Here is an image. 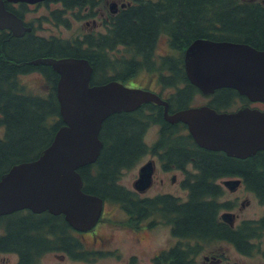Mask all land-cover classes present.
I'll use <instances>...</instances> for the list:
<instances>
[{"label":"trees","instance_id":"1","mask_svg":"<svg viewBox=\"0 0 264 264\" xmlns=\"http://www.w3.org/2000/svg\"><path fill=\"white\" fill-rule=\"evenodd\" d=\"M69 1L84 3V0ZM161 35H166L171 51L160 56L155 81L160 90H172L167 98L169 109L177 110L193 105L194 96L201 93L185 72L186 46L199 37L219 40L244 37L264 48V9L239 5L238 0H131L114 14L107 31L86 36L85 50H80L79 39L45 38L32 30L16 36L6 29L0 30V176L14 163L35 158L63 123L56 97L58 73L49 64L33 63L32 59L85 56L94 68L91 83L112 79L125 82L139 68L154 70L155 46ZM32 71L40 73L45 84L43 93L22 80L23 74ZM235 99L247 102L236 89L219 87L211 93L207 104L223 109ZM153 124L159 125L158 137L148 144L144 135ZM99 136L102 147L97 159L78 168L82 188L101 196L105 202L118 203L130 216L156 212L170 218L176 233L196 239L211 238L217 236L220 225L217 217L222 207L218 200L220 177H242L264 201V150L240 158L199 146L185 123L165 120L162 107L153 102L109 114ZM148 151L165 152L162 157L165 167L192 163L194 170L183 181L190 189L189 201H179L170 195L140 200L133 190L118 182L120 172L135 165ZM0 226L4 228L0 249L17 248L24 255L25 251L38 253L44 249L43 238L49 232L51 236L64 234L65 248L72 245L76 249L65 250L73 258L88 260L96 255V251L81 250L72 234L75 230L63 214L15 210L0 215ZM164 256L170 257V264H187V257L188 264H192L189 255L180 250Z\"/></svg>","mask_w":264,"mask_h":264},{"label":"water","instance_id":"2","mask_svg":"<svg viewBox=\"0 0 264 264\" xmlns=\"http://www.w3.org/2000/svg\"><path fill=\"white\" fill-rule=\"evenodd\" d=\"M35 2L37 0H9ZM115 4V2H114ZM0 28L14 35L27 26L0 0ZM33 63L49 64L59 74L56 97L63 123L50 143L29 160L11 165L0 176V215L28 208L64 215L77 230L92 227L103 209V198L82 188L78 168L96 160L102 147L99 136L104 119L113 112L130 111L144 102L163 106L164 118L187 125L195 142L227 155L246 157L264 150V111L242 105L233 111H218L207 104L168 111V101L155 91L129 86L117 79L90 84L92 66L84 57L44 56ZM185 72L202 93L232 87L250 101L264 102V49L229 40L196 38L184 50ZM153 164L139 167L133 181L136 190L151 182ZM238 178L224 179L229 187Z\"/></svg>","mask_w":264,"mask_h":264},{"label":"flooded vegetation","instance_id":"3","mask_svg":"<svg viewBox=\"0 0 264 264\" xmlns=\"http://www.w3.org/2000/svg\"><path fill=\"white\" fill-rule=\"evenodd\" d=\"M115 2V4H114ZM131 0H84V3L81 1L77 4H73V2L69 0H37L35 2H27V1H9L4 0L5 7L7 9L12 10L15 12L19 17L23 19L24 25L28 27L24 31H35L38 28V25H42L43 21H46L50 24L55 26H60L61 23L65 25H69L71 23V18L75 20H81L85 25H89L90 29L88 31H80L79 33L75 34L72 39L74 41L76 39L80 40V50H85L88 47V42L86 40L87 35H94L99 32L107 31L113 22V16L115 13L119 12L121 8L129 5ZM239 5H250L252 7H259L264 9V0H238ZM41 8L44 7L47 12L39 14L38 16L34 17L37 21L28 20L26 19V13L31 8ZM100 26V27H97ZM8 30V28H3ZM0 30H2L0 28ZM9 31V30H8ZM33 31V32H34ZM36 32V31H35ZM34 32V33H35ZM23 33V34H24ZM21 34V35H23ZM37 34V33H36ZM16 35V36H21ZM40 36H45L39 34ZM47 36H45L46 38ZM69 40V39H68ZM221 40H229L234 42H242L247 43L253 47L258 48L255 46L254 43L247 40V38L241 37L239 39H221ZM264 49V48H258ZM79 53V51H78ZM62 56H69V55H62ZM56 56V57H62ZM160 56L158 57L154 51V70L151 71L146 67L139 68L143 69L146 72L145 78L154 80L156 79L157 72L160 68ZM55 57V56H54ZM74 57H84L85 56H74ZM87 59V58H86ZM89 61V60H88ZM90 65L92 66L91 62L89 61ZM136 70L134 74L138 71ZM94 68L92 66V73ZM108 72V71H107ZM139 72V71H138ZM137 72V73H138ZM150 73V74H149ZM108 74V73H107ZM106 74V75H107ZM133 74V76H134ZM153 76H152V75ZM95 84V83H90ZM157 86V85H156ZM142 87L149 88L156 93H158L163 99L168 98V94L172 91L171 89L165 88L160 90V87L157 86L155 88L151 87L150 85H144ZM201 92V91H200ZM214 92V91H213ZM211 92V93H213ZM211 93L204 94L210 98ZM208 98V99H209ZM168 101V100H167ZM208 101V100H207ZM205 103L201 104H207ZM243 103L240 99H235V102L229 107H225L223 109H216L218 111H233L238 109L242 105H249L251 107H256L260 110L264 111V102L260 100L249 101ZM157 104V103H156ZM169 104V101H168ZM160 105V104H157ZM200 105V104H196ZM209 105V104H207ZM162 107V114H163V106ZM195 106V104L190 105ZM210 106V105H209ZM168 106V111L173 112L175 110H170ZM164 118V115H163ZM165 119V118H164ZM166 120V119H165ZM158 126V124H154ZM158 137V133H157ZM157 139V138H156ZM155 139V140H156ZM154 140V141H155ZM154 141L147 142L148 144H152ZM165 156V152L162 151H148L142 157H145V162L151 161L153 164V172L151 176L150 184L144 188L143 190L137 191L133 190L139 197L140 200H151L154 199L158 195H170L172 197H176L179 201H189L190 196V189L186 186L183 181L188 177V172H193V165L192 163H188L185 167H172L163 165L162 157ZM142 163V164H144ZM190 168L192 170H190ZM171 172V176L169 177V182H166V175ZM180 174V178H177V175ZM227 178H239L240 182L232 187H229L223 183L224 179ZM157 180L155 187L158 188L155 191H150L153 184ZM217 182L220 185V194L218 195L219 203L222 204L217 217L219 222L218 232L216 233V237L211 238H202L196 239L194 236L186 235L184 236L183 233L174 232V225L168 216H161L162 214L159 213H150V214H143L140 216H130L125 210L126 218H125V226L129 229L132 233L131 238L135 239L137 242L141 240H149L148 234L150 230H154L155 227L161 224H165L168 226L169 231V242L168 244L160 242V236H154L151 234L150 237H154L157 242V246H153L151 250H156L154 254L151 256V264H170V257L164 256V254H169V252L173 250H180L182 253L186 255H192L194 250H210L209 252L203 254L204 255V262L202 264H264V201L260 199L259 194L253 187L248 186L244 183L242 177L238 176H224L220 177ZM176 185L179 186L178 188L184 190L183 193H174L169 190H165L164 188L168 185ZM252 203L257 204V208H260V214L254 216H248L244 213L246 209L252 207ZM26 210V209H21ZM103 213L98 221L89 229L78 231L77 232H85L90 233L92 236V245L93 247L83 249V243L78 237V235H74L79 243L82 246L81 250H93L96 252H100L98 250H113L112 248H107L106 245L111 241V234H103L98 229L97 226L102 221ZM174 222V221H173ZM4 231V228L0 226V234ZM74 231V232H75ZM85 233H81V235H85ZM159 230L155 232L157 235ZM84 237V236H83ZM42 246L44 247L43 250L37 247V251L40 250L38 253H33L32 251H25V255L17 248L11 249H0V253L12 255L13 260L8 264H37L38 260L45 254H51L52 256L63 257V256H70L68 252L65 250H76L72 249V245L68 248H65L64 244V234L59 233L58 235L54 236L48 232L44 235ZM165 240V239H164ZM163 244V245H162ZM204 244H216L214 247H204ZM216 250V251H215ZM235 251L239 258L231 259L229 251ZM36 252V251H35ZM190 252V253H189ZM71 257V256H70ZM250 259L247 261V259ZM76 259V258H75ZM186 263L188 264V257L185 259ZM184 260V261H185ZM192 264L194 263L193 259ZM5 261H7L5 255ZM172 262V261H171ZM120 264V263H117ZM126 264V263H123Z\"/></svg>","mask_w":264,"mask_h":264},{"label":"rangeland","instance_id":"4","mask_svg":"<svg viewBox=\"0 0 264 264\" xmlns=\"http://www.w3.org/2000/svg\"><path fill=\"white\" fill-rule=\"evenodd\" d=\"M46 12L47 10L44 7L41 8L31 7L26 13V19L37 21L36 19L33 18L42 13L46 14ZM42 25L43 27L41 25H38V28L35 30L36 32L34 30L33 31L37 34L39 33L47 36L46 38H57V39L70 40L73 38L75 34L79 33L80 31H88L90 29L89 25H85L81 20H75L73 18H71V23L69 25H65L61 23V25L57 27L46 21H43ZM121 49L122 48H120L119 50ZM169 51H171V48L170 45L168 44L167 37L166 35H161L158 38V41L155 46V54L158 57L159 55H163ZM113 52L111 53L112 55L114 54ZM138 71H137L138 73L136 72V74H134V76L131 77V80H126L124 83L129 86L150 85L153 88L158 86L156 84L155 79L151 80L145 78L146 72L143 71V69H140ZM21 77L22 80H24L27 83V85L32 87L35 91L37 92L39 91L42 93L44 92L45 84L43 79L41 78L40 73L32 71L23 74ZM208 98H209L208 96L202 93H197L194 96L193 104L196 105V104L205 103L208 100ZM157 133H158V126L153 124L147 128L144 138L147 142L154 141L157 138ZM144 161H145V157H141L135 165L123 169L119 174L118 182L127 188L133 189L132 183L137 177L138 167L142 163H144ZM190 170L192 169L190 168ZM170 176H171V172H169L166 175V182H169ZM177 178H180V174L177 175ZM156 183H158L157 180L153 184L150 191H155L158 189L155 187ZM176 184L177 183H175V185L173 186L168 185L164 189L165 190L167 189L174 193H183L182 191L184 190H182L181 188L179 189L178 188L179 186H177ZM251 206L252 207L244 211L245 214H247L248 216H254L260 214V208H257L258 206L256 203H252ZM125 218H126V213L118 203L106 201L104 204L102 221L97 226V229L103 234L105 233L111 234V241L104 245H106L107 248H112L113 250H98L101 253L96 252L95 257L88 260L80 259V258L75 259L70 256L57 257V256H52L51 254H45L38 260L37 264H117V263L151 264L150 258L156 251L151 249L153 248V246L157 244V242L153 236L152 237L150 236L153 233L154 236L161 235L160 242L168 244L169 242L168 236L170 235L168 231V226L165 224L158 225L157 227H155L154 230L153 229L150 230L151 234H148L149 236L147 238L149 240L145 239V240H141L140 242H137L135 239L131 238L132 233L125 226ZM158 230L159 233L156 235L155 232ZM81 233H85V232L72 231V234L78 235V237H80L83 243V249L93 247L91 243L92 241L91 234L85 233L83 237ZM214 246H216V244H204V247H214ZM209 251L210 250H198L196 252H193V254L190 255L189 257L193 259L194 263L202 264L204 262L203 254ZM229 254L231 256V259L239 258L238 254L233 250L229 251ZM5 255L7 261H5ZM12 260L13 258L10 253L8 254L0 253V264H8ZM248 260L250 259H247V261ZM208 264H210V262H208Z\"/></svg>","mask_w":264,"mask_h":264}]
</instances>
